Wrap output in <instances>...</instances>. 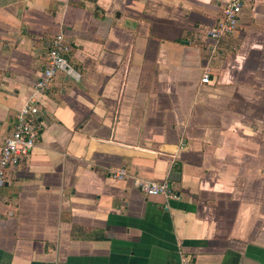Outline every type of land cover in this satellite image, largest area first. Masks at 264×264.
<instances>
[{"label": "crops", "instance_id": "1", "mask_svg": "<svg viewBox=\"0 0 264 264\" xmlns=\"http://www.w3.org/2000/svg\"><path fill=\"white\" fill-rule=\"evenodd\" d=\"M231 1L0 0L2 136L56 34L81 76L37 94V145L0 184V264H264V0L213 40Z\"/></svg>", "mask_w": 264, "mask_h": 264}, {"label": "built area", "instance_id": "2", "mask_svg": "<svg viewBox=\"0 0 264 264\" xmlns=\"http://www.w3.org/2000/svg\"><path fill=\"white\" fill-rule=\"evenodd\" d=\"M242 10V0L226 3L222 9V16L214 26L206 29L208 36L213 40L233 36L237 32ZM70 52L71 48L65 35L56 34L50 42L46 66L40 80L35 84L34 94L28 98V101L16 114L14 128L6 135L0 134V184L5 180L10 170L17 168L30 157L37 145L41 132L39 122L41 107L37 94L42 95L49 92L59 74H64L76 81L80 80L79 72L70 62ZM203 82H209L208 76L204 77ZM112 177L117 181L133 180L135 188L147 196L161 195L169 200L180 199V194L169 180L142 178L126 168L114 170ZM174 264H191V261L184 257L180 262Z\"/></svg>", "mask_w": 264, "mask_h": 264}]
</instances>
